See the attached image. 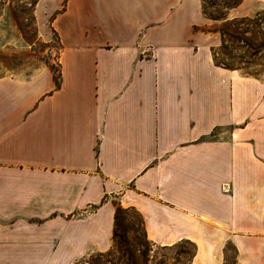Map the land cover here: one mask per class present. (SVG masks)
Instances as JSON below:
<instances>
[{"label": "crops", "instance_id": "obj_1", "mask_svg": "<svg viewBox=\"0 0 264 264\" xmlns=\"http://www.w3.org/2000/svg\"><path fill=\"white\" fill-rule=\"evenodd\" d=\"M34 15L60 86L49 66L0 75V264L108 250L117 205L151 243L195 244L194 264H223L227 244L264 264V75L215 63L202 0H37Z\"/></svg>", "mask_w": 264, "mask_h": 264}, {"label": "rangeland", "instance_id": "obj_2", "mask_svg": "<svg viewBox=\"0 0 264 264\" xmlns=\"http://www.w3.org/2000/svg\"><path fill=\"white\" fill-rule=\"evenodd\" d=\"M35 1L0 0V75L28 78L50 65L56 73L59 71L60 44L55 34L50 40L40 35L34 15ZM211 1L217 2L210 7L211 11L226 12L224 6L227 0H207L209 4ZM252 18L255 19L253 22L240 25L244 30L241 37L229 43L235 58H228L242 66L244 73L263 76L264 12L260 11ZM217 57L220 59L222 55L219 53ZM132 224H135L134 229L130 228ZM118 231L120 244L99 264H194L197 248L190 241L165 246L151 242L146 244L143 227L132 210L122 214ZM139 241L142 244H138ZM95 253L98 252L92 254ZM89 257L81 259L78 264H92ZM223 264H238L235 248L231 244L225 246Z\"/></svg>", "mask_w": 264, "mask_h": 264}, {"label": "trees", "instance_id": "obj_3", "mask_svg": "<svg viewBox=\"0 0 264 264\" xmlns=\"http://www.w3.org/2000/svg\"><path fill=\"white\" fill-rule=\"evenodd\" d=\"M241 1L242 0H227L225 2V6H224V8L226 10L225 13H219V11L217 13H215V12L210 10V7L216 5L217 2L211 1V3L209 4L207 2V0H202V8H203V13L205 14V16L207 18L213 20L214 22L220 23L218 26H215V27H207L208 31L220 32V34L223 38L221 45L218 46L217 48L213 49V51H212L215 63L219 66L224 67V68L240 69L243 71L242 66L236 65L234 62H231L228 58V57H231L232 59L235 58V56L233 55V53L231 51V47H230L229 43L236 41L241 37V33L244 30L240 27V25L244 24L247 21L253 22V20H255L252 17H239V18H234V19H229L227 17V11L230 8L240 4ZM36 3H37V0L35 1V4ZM35 4H34V7H35ZM258 13H257V15H258ZM245 31H248V30H245ZM219 53L222 55V58H220V59L217 57L219 55ZM49 67L53 71V78H54L56 87H59L60 86L61 72L58 71V73H56V70L54 69V67L52 65H50ZM246 74H248L250 76H254L250 73H246ZM126 210L134 211L138 215L139 221L143 227V220H142L141 216L139 215V213L135 209L124 208L121 205H117L116 210H115V226H114L113 237H112V245L108 250H106L104 252H98V253L89 255L90 257L88 258V260L91 259L92 264L101 263L102 258L109 256L112 253V251L114 250V248L116 246H118V244H120L119 243L120 241L118 239L120 236L119 231H118L119 230V223L121 221L122 214ZM134 226H135V224H132V225H130V228L134 229ZM143 233H144V237H145L144 241L147 244V242L149 243L150 240L147 238L144 227H143ZM138 244H142L141 241H139ZM86 258L87 257L83 258V260H86ZM78 262L79 261H77L75 264H78Z\"/></svg>", "mask_w": 264, "mask_h": 264}]
</instances>
